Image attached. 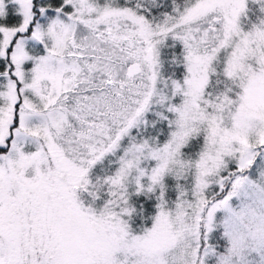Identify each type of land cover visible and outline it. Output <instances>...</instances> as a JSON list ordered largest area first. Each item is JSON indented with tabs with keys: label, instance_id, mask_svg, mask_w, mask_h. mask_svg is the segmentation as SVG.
Masks as SVG:
<instances>
[{
	"label": "snow or ice",
	"instance_id": "6c2138e0",
	"mask_svg": "<svg viewBox=\"0 0 264 264\" xmlns=\"http://www.w3.org/2000/svg\"><path fill=\"white\" fill-rule=\"evenodd\" d=\"M0 264H264V0H0Z\"/></svg>",
	"mask_w": 264,
	"mask_h": 264
}]
</instances>
